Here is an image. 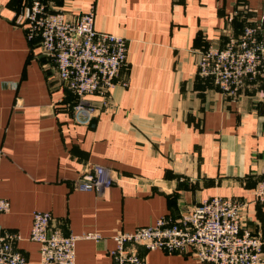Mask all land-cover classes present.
Returning a JSON list of instances; mask_svg holds the SVG:
<instances>
[{"label":"crops","instance_id":"0c3cea01","mask_svg":"<svg viewBox=\"0 0 264 264\" xmlns=\"http://www.w3.org/2000/svg\"><path fill=\"white\" fill-rule=\"evenodd\" d=\"M28 2L0 0V197L11 202L0 226L22 233L29 264H41L30 239L37 210L50 211L66 234H100L77 241L76 264H113L120 231L188 212L212 195L253 200L264 178V79L228 96L198 73L197 60L248 25L264 37V0L59 1L70 13L94 7L98 30L128 39L119 74L127 85L111 89L118 108L101 109L93 125L74 119L75 94L29 41ZM93 165L122 177L102 192L78 190L75 180ZM245 214L251 229L264 231L262 204L251 202ZM142 251L147 264H202L189 250Z\"/></svg>","mask_w":264,"mask_h":264},{"label":"built area","instance_id":"2783aa9c","mask_svg":"<svg viewBox=\"0 0 264 264\" xmlns=\"http://www.w3.org/2000/svg\"><path fill=\"white\" fill-rule=\"evenodd\" d=\"M59 1L29 0L22 23L29 41L39 43L41 52L54 61L64 86L75 94L70 113L89 124L101 109L118 108L111 89L127 85L119 74L128 63V39L98 30L94 7L70 13ZM197 63L202 77L213 78L223 93L236 96L246 82L264 79L260 28L248 25L240 35H229L225 45L211 42L198 52ZM89 95L100 96V102L87 99ZM121 177L113 167L93 165L75 180V187L102 192ZM251 202L264 206V178L256 182L250 202L234 195H212L188 212L165 214L154 225L118 232L116 247L110 251L113 264H147L142 250L155 249L189 250L202 264H264V231L253 230L244 221ZM10 210V200L0 197V214ZM53 221L50 211L34 212L30 239L39 244L41 264H76L77 241L100 238L95 232L66 234ZM23 238L18 230L0 226V264H29L19 247Z\"/></svg>","mask_w":264,"mask_h":264},{"label":"water","instance_id":"95a60500","mask_svg":"<svg viewBox=\"0 0 264 264\" xmlns=\"http://www.w3.org/2000/svg\"><path fill=\"white\" fill-rule=\"evenodd\" d=\"M95 121H96V119L94 118V119H92V121H91V124L93 125V124H95ZM148 183L150 182V180L149 181H147ZM152 182V181H151ZM154 184H158V185H160L161 183H160V181H158V182H155Z\"/></svg>","mask_w":264,"mask_h":264}]
</instances>
